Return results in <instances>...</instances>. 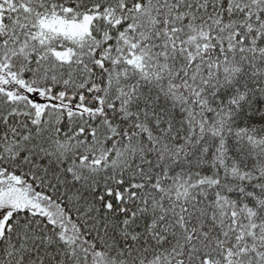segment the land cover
I'll use <instances>...</instances> for the list:
<instances>
[{
  "label": "snow or ice",
  "instance_id": "snow-or-ice-1",
  "mask_svg": "<svg viewBox=\"0 0 264 264\" xmlns=\"http://www.w3.org/2000/svg\"><path fill=\"white\" fill-rule=\"evenodd\" d=\"M0 264H264V0H0Z\"/></svg>",
  "mask_w": 264,
  "mask_h": 264
}]
</instances>
